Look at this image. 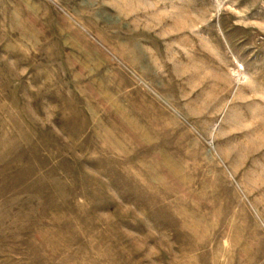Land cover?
Segmentation results:
<instances>
[{
  "label": "rangeland",
  "instance_id": "1",
  "mask_svg": "<svg viewBox=\"0 0 264 264\" xmlns=\"http://www.w3.org/2000/svg\"><path fill=\"white\" fill-rule=\"evenodd\" d=\"M0 264H264V0H0Z\"/></svg>",
  "mask_w": 264,
  "mask_h": 264
}]
</instances>
